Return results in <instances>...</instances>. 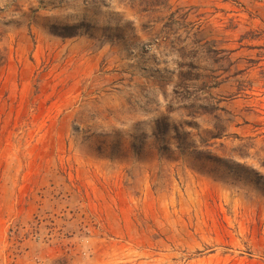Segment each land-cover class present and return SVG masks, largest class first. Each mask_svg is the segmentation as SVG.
Returning a JSON list of instances; mask_svg holds the SVG:
<instances>
[{"label":"rangeland","instance_id":"1","mask_svg":"<svg viewBox=\"0 0 264 264\" xmlns=\"http://www.w3.org/2000/svg\"><path fill=\"white\" fill-rule=\"evenodd\" d=\"M0 264H264V0H0Z\"/></svg>","mask_w":264,"mask_h":264},{"label":"trees","instance_id":"2","mask_svg":"<svg viewBox=\"0 0 264 264\" xmlns=\"http://www.w3.org/2000/svg\"><path fill=\"white\" fill-rule=\"evenodd\" d=\"M198 48H200V47H198ZM200 109H202L204 112L209 113V114H211V112H213V111H220V112H223V109H222V108H219L218 106H216V105H214V104L206 105V107L201 106ZM214 119H215V121L217 122V124H216V126H215L214 128H215V129H218V130H221V127L219 126V125H220L219 123H221L222 119L220 118L219 115H215V116H214ZM216 137H217V136H216ZM216 137H214V138H216Z\"/></svg>","mask_w":264,"mask_h":264}]
</instances>
